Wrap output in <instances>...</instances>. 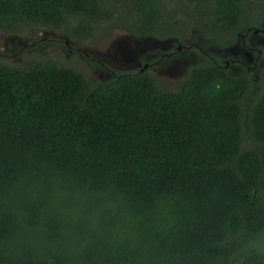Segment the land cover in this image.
Segmentation results:
<instances>
[{
	"label": "trees",
	"instance_id": "obj_1",
	"mask_svg": "<svg viewBox=\"0 0 264 264\" xmlns=\"http://www.w3.org/2000/svg\"><path fill=\"white\" fill-rule=\"evenodd\" d=\"M187 1L219 46L264 31V0ZM176 17L169 0H0L5 33L181 39ZM191 47L204 60L178 89L0 60V264H264V66L232 75Z\"/></svg>",
	"mask_w": 264,
	"mask_h": 264
},
{
	"label": "rangeland",
	"instance_id": "obj_2",
	"mask_svg": "<svg viewBox=\"0 0 264 264\" xmlns=\"http://www.w3.org/2000/svg\"><path fill=\"white\" fill-rule=\"evenodd\" d=\"M169 3L177 11L175 24L182 26L185 22L188 23L185 26H189V29L184 38L139 37L114 28L108 22L88 21V25L94 28V36L91 39L78 40L69 37L63 30L23 22L14 29V32H0V60L15 67H25L31 59L51 60L62 66L80 70L91 81H107L112 79L113 74L103 71V68L94 67L87 55L98 59L111 69L120 72L128 70L137 72L144 63L142 60L145 57L164 50L165 46L163 47L161 43L165 44L171 40L191 46L199 44L205 50L218 48L228 49L227 51L231 52L234 44L229 45L226 38L223 47L204 38L202 23L197 24L198 29L194 31V25L197 21L199 23L201 15V12L197 11L196 3L187 0H169ZM249 10L251 14L254 13L256 6L250 3ZM183 14L187 15L182 16ZM187 51L174 60L164 61L156 70L151 71L156 74L161 88L178 89L187 77L186 69L204 60L197 51L190 49ZM150 58L152 57L147 60ZM179 79H181L180 83ZM168 82L174 83L168 87Z\"/></svg>",
	"mask_w": 264,
	"mask_h": 264
},
{
	"label": "flooded vegetation",
	"instance_id": "obj_3",
	"mask_svg": "<svg viewBox=\"0 0 264 264\" xmlns=\"http://www.w3.org/2000/svg\"><path fill=\"white\" fill-rule=\"evenodd\" d=\"M227 40H229V38H227ZM228 44L231 45L230 42H228ZM161 45L163 47L165 46L164 50L156 51L152 55L145 57L142 60L144 63H142L141 68L139 71H137L138 73L150 72L158 80L156 74L152 73L151 71L156 70L158 66L164 61L167 62L169 60H174L180 54H184L185 52H188V49L191 50L192 48L187 47V45L183 43L176 42L175 40H171L165 44L161 43ZM229 47L230 46H228V48ZM263 49L264 31L253 30L252 27H247L237 34V42L231 47V52H228V49L220 50L218 48H209L204 51V55L207 56L209 60L214 62V64H216L220 69L225 70V72L229 74L237 75L238 73L246 71L247 73L256 76L259 67L264 66V61H262L264 54ZM149 57L152 58L147 60ZM87 58L90 59L89 61L94 67L103 68V71H110V68L107 67L106 64L100 62L98 59L89 55H87ZM145 66L148 67L145 68ZM128 71L135 72L136 70ZM186 71L188 70L186 69ZM115 75V72H113V77ZM161 79L163 82V78ZM180 82L181 79H179V83ZM173 83L174 82H168L167 86L169 87V85Z\"/></svg>",
	"mask_w": 264,
	"mask_h": 264
},
{
	"label": "water",
	"instance_id": "obj_4",
	"mask_svg": "<svg viewBox=\"0 0 264 264\" xmlns=\"http://www.w3.org/2000/svg\"><path fill=\"white\" fill-rule=\"evenodd\" d=\"M148 66H145V68H147Z\"/></svg>",
	"mask_w": 264,
	"mask_h": 264
}]
</instances>
